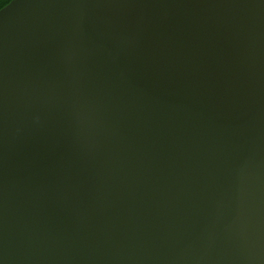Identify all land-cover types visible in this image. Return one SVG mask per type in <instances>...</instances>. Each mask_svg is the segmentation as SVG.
Instances as JSON below:
<instances>
[{"label": "water", "instance_id": "95a60500", "mask_svg": "<svg viewBox=\"0 0 264 264\" xmlns=\"http://www.w3.org/2000/svg\"><path fill=\"white\" fill-rule=\"evenodd\" d=\"M0 264H264V0H11Z\"/></svg>", "mask_w": 264, "mask_h": 264}, {"label": "snow or ice", "instance_id": "6c2138e0", "mask_svg": "<svg viewBox=\"0 0 264 264\" xmlns=\"http://www.w3.org/2000/svg\"><path fill=\"white\" fill-rule=\"evenodd\" d=\"M11 4V0H0V12H2L5 8L9 7Z\"/></svg>", "mask_w": 264, "mask_h": 264}]
</instances>
